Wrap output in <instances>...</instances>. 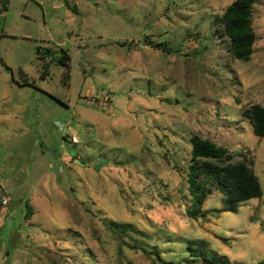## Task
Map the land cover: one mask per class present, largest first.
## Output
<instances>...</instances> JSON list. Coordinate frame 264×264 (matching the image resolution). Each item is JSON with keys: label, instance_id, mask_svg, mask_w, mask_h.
I'll return each instance as SVG.
<instances>
[{"label": "rangeland", "instance_id": "1", "mask_svg": "<svg viewBox=\"0 0 264 264\" xmlns=\"http://www.w3.org/2000/svg\"><path fill=\"white\" fill-rule=\"evenodd\" d=\"M232 1L9 0L0 264H162L154 247L166 262L207 264L189 256L192 240L229 264L264 261V140L241 111L264 107V0L248 62L215 32ZM192 135L248 153L262 196L231 213L214 192L191 220Z\"/></svg>", "mask_w": 264, "mask_h": 264}, {"label": "trees", "instance_id": "2", "mask_svg": "<svg viewBox=\"0 0 264 264\" xmlns=\"http://www.w3.org/2000/svg\"><path fill=\"white\" fill-rule=\"evenodd\" d=\"M8 3L9 0H0V17L7 11ZM254 4L255 0H233L223 13L215 18V24L219 28L215 32L224 39L227 53L236 61L248 62L254 52L256 42L253 28ZM61 52L57 63L66 67L65 80H68L70 57L66 51ZM241 111L252 133L264 140V107L249 104L243 106ZM189 143L191 150L186 185L191 196L187 210L191 220H197L202 216L203 205L214 192L222 195L224 210L231 213L237 211L239 203L262 196L260 181L253 170L254 161L248 153L234 154L227 148L198 135H192ZM25 209V218L29 219L31 208L26 204ZM109 227L115 229L117 225L112 224ZM121 232L124 231L121 229ZM186 249L195 261L200 258L207 264H229L225 257L212 254L205 241H188ZM153 252L162 264H174L163 261L156 247L153 248ZM257 264H264V261Z\"/></svg>", "mask_w": 264, "mask_h": 264}, {"label": "built area", "instance_id": "3", "mask_svg": "<svg viewBox=\"0 0 264 264\" xmlns=\"http://www.w3.org/2000/svg\"><path fill=\"white\" fill-rule=\"evenodd\" d=\"M103 109L105 110L106 109V101H104V103H103ZM71 142H72V144H77L78 143V140H77V138L75 137V136H72L71 137ZM7 203V199H4L3 201H2V204H6Z\"/></svg>", "mask_w": 264, "mask_h": 264}]
</instances>
